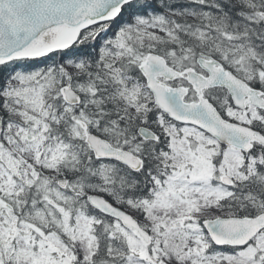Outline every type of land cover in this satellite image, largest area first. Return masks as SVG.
I'll list each match as a JSON object with an SVG mask.
<instances>
[{
    "label": "snow or ice",
    "instance_id": "1",
    "mask_svg": "<svg viewBox=\"0 0 264 264\" xmlns=\"http://www.w3.org/2000/svg\"><path fill=\"white\" fill-rule=\"evenodd\" d=\"M0 264H264V0H0Z\"/></svg>",
    "mask_w": 264,
    "mask_h": 264
}]
</instances>
